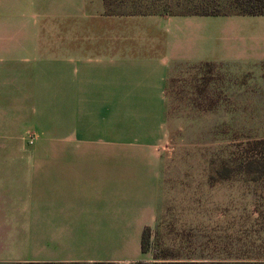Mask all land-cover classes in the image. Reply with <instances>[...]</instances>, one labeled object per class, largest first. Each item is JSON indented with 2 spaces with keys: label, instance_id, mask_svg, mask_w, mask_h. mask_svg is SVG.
<instances>
[{
  "label": "crops",
  "instance_id": "1",
  "mask_svg": "<svg viewBox=\"0 0 264 264\" xmlns=\"http://www.w3.org/2000/svg\"><path fill=\"white\" fill-rule=\"evenodd\" d=\"M54 25L60 37L42 38ZM204 63L264 65V16L107 15L104 0H0V75L11 85L34 78L39 92L55 79L58 111L42 149L17 157L35 166H0V264H203L158 261L144 235L159 214L172 72Z\"/></svg>",
  "mask_w": 264,
  "mask_h": 264
},
{
  "label": "rangeland",
  "instance_id": "2",
  "mask_svg": "<svg viewBox=\"0 0 264 264\" xmlns=\"http://www.w3.org/2000/svg\"><path fill=\"white\" fill-rule=\"evenodd\" d=\"M136 1L117 3L113 14H135ZM150 1L161 4L158 15L182 11L179 0ZM41 37L60 33L54 25ZM170 79L159 150L160 208L145 233L146 248L158 261L264 264V175L236 166L254 155L249 142L264 138V65L249 71L177 66ZM44 80L39 92L34 78L11 85L14 80L0 77V166H35L33 158L17 157L40 151L46 135L56 133V80Z\"/></svg>",
  "mask_w": 264,
  "mask_h": 264
},
{
  "label": "trees",
  "instance_id": "3",
  "mask_svg": "<svg viewBox=\"0 0 264 264\" xmlns=\"http://www.w3.org/2000/svg\"><path fill=\"white\" fill-rule=\"evenodd\" d=\"M125 2L127 0H104L107 15H114L112 7ZM135 3L137 11L132 15H158V10L162 8L161 4L150 0H138ZM176 7L182 9L176 16H264V0H179ZM248 150L254 155L236 162V166L246 174L264 175V138L249 142Z\"/></svg>",
  "mask_w": 264,
  "mask_h": 264
}]
</instances>
